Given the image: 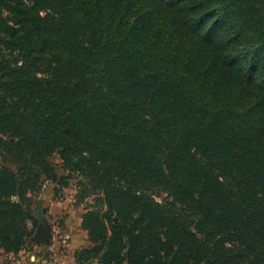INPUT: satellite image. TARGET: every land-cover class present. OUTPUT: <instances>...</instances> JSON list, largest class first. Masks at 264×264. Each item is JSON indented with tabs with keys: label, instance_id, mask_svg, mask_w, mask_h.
<instances>
[{
	"label": "trees",
	"instance_id": "trees-1",
	"mask_svg": "<svg viewBox=\"0 0 264 264\" xmlns=\"http://www.w3.org/2000/svg\"><path fill=\"white\" fill-rule=\"evenodd\" d=\"M55 154L79 264H264V0H0V250Z\"/></svg>",
	"mask_w": 264,
	"mask_h": 264
},
{
	"label": "rangeland",
	"instance_id": "rangeland-1",
	"mask_svg": "<svg viewBox=\"0 0 264 264\" xmlns=\"http://www.w3.org/2000/svg\"><path fill=\"white\" fill-rule=\"evenodd\" d=\"M51 161L56 165L58 178L56 180H45L40 190L35 194V197L41 200L43 211L40 214V220L36 228L32 229V224L29 225V228L32 229V242L27 243V246L17 254L1 249L0 254L14 253L15 255V258L10 260L8 264H19L26 255L30 259L31 255L34 256L35 254L36 260L34 262L40 260L38 258L40 254H45L46 257L44 258L47 260L51 258L55 260L57 257L69 255L74 256L79 264L78 253L91 246L88 231L82 226L83 215L86 212L87 204L91 202V198L79 199L77 193L81 178L77 174H70L71 176L68 177L69 172L62 168L58 154H55ZM41 217L46 219L52 228L50 244H41L33 240ZM53 245H55L54 248ZM39 247H42V249L38 250ZM34 248L40 252H34ZM27 258L26 260H28Z\"/></svg>",
	"mask_w": 264,
	"mask_h": 264
},
{
	"label": "crops",
	"instance_id": "crops-1",
	"mask_svg": "<svg viewBox=\"0 0 264 264\" xmlns=\"http://www.w3.org/2000/svg\"><path fill=\"white\" fill-rule=\"evenodd\" d=\"M55 245H53V248H54ZM51 247V246H50ZM48 247V248H50ZM37 248V247H36ZM34 248V252L35 251H38V250H41L42 247H39L40 249H36ZM40 252V251H38ZM14 253H3V254H0V264H8L10 262V260L14 259ZM45 254H40V260L39 261H36L34 262V260H36V254L33 256L31 255V258H27V255L23 258L22 261L19 262V264H78V261L77 259L74 257V256H65V257H57L55 260L54 259H50V260H47ZM26 258L28 260H30V262H28V260H26ZM19 261V260H18ZM12 262V261H11Z\"/></svg>",
	"mask_w": 264,
	"mask_h": 264
},
{
	"label": "water",
	"instance_id": "water-1",
	"mask_svg": "<svg viewBox=\"0 0 264 264\" xmlns=\"http://www.w3.org/2000/svg\"><path fill=\"white\" fill-rule=\"evenodd\" d=\"M33 240L41 244H50L52 240V228L48 221L43 217H41L40 224L33 237Z\"/></svg>",
	"mask_w": 264,
	"mask_h": 264
}]
</instances>
